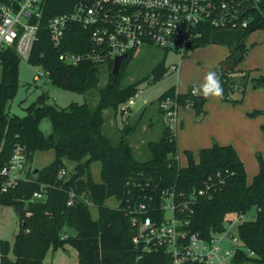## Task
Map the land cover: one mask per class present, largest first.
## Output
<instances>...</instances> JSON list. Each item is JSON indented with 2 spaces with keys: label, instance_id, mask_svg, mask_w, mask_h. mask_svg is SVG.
<instances>
[{
  "label": "trees",
  "instance_id": "16d2710c",
  "mask_svg": "<svg viewBox=\"0 0 264 264\" xmlns=\"http://www.w3.org/2000/svg\"><path fill=\"white\" fill-rule=\"evenodd\" d=\"M73 1L50 0L43 23L51 16L68 12ZM256 30H264L263 16L256 17L244 29L207 28L202 39L191 48L209 44L228 47V56L213 68L222 101L240 103L249 81L254 89L264 90L262 76L250 78L249 71L236 69L248 53L247 37ZM84 35L81 29L73 27L67 33L64 45L79 50V44L73 43H85L87 37ZM57 54L47 31L41 29L29 63L40 68L52 86L78 94L97 89L105 73L107 81L98 89L97 104L91 107L87 103H70L61 108L49 102L46 92H41L24 108L25 115L19 117L9 114L8 106L19 86L17 66L20 59L11 49L0 50V168L8 164L16 146L23 149L28 165L25 179L0 193V205L20 210L19 229L13 243L0 240V264H42L50 249L55 251L64 245L77 251L78 264H172L169 255L162 251L141 252L133 245V228L127 213V207L133 209L143 197L144 201L152 198L157 206L161 192L167 189L176 194L183 193L184 198L190 192L206 189L207 196H199L193 205L188 226L190 232L202 237L222 231L227 217H246L254 213L253 219L237 225L242 246L253 256L248 257L242 252L237 262L264 264V159L257 155L258 172L250 184L246 182L242 161L230 145L214 143L200 149L197 162L193 154L186 151L187 164L182 167L178 160L176 136L163 122L162 102L168 101L170 110H194L198 117L203 113L204 96L191 93L194 87L184 93L175 87L163 92L157 99L161 137L157 141H147L148 157L140 160L127 139L129 132L139 123L135 128L128 125L132 113L127 116L117 143H112L103 131L104 111L110 109L115 113L118 108L120 110L137 94L139 84L145 81L123 83L131 54L122 63L117 76L111 73V60L82 61L69 67L57 60ZM101 67L105 68L104 72ZM165 73L162 61L154 68L153 79L158 80ZM234 75H239V82L235 81ZM235 92L239 98H232ZM146 109L147 106L142 116ZM44 118L51 124L48 136L40 130ZM149 120L148 125L152 127L151 118ZM260 129L264 140V124ZM45 150H52L54 159L34 172V154ZM63 160L76 164L75 173L68 178L58 176L65 167ZM94 161L100 163L99 182H93L89 173V165ZM3 181L5 177H0V184ZM133 183L139 185L133 186ZM36 192H42L44 200L34 199L32 196ZM71 193L74 201L68 206ZM88 199L97 209L96 219L91 217ZM108 199H114L118 205L107 207L104 203ZM151 214L158 219L161 211ZM67 229L73 233L69 234ZM183 264L202 263L187 261Z\"/></svg>",
  "mask_w": 264,
  "mask_h": 264
},
{
  "label": "built area",
  "instance_id": "2783aa9c",
  "mask_svg": "<svg viewBox=\"0 0 264 264\" xmlns=\"http://www.w3.org/2000/svg\"><path fill=\"white\" fill-rule=\"evenodd\" d=\"M49 1L0 0V50L11 49L20 60L29 62L39 32L45 29L58 51L57 60L69 67L82 61L103 59L113 63L115 57L127 55L129 58L142 46L174 52L183 58L202 39L207 28L244 29L256 17H264V0H74L68 12L51 16L43 23ZM73 27L81 29L87 37L85 43H73L79 44V50L64 45ZM169 69L176 70L177 66ZM191 93L196 94L195 88ZM132 98L120 107L122 115L131 113ZM160 107L164 110V124L175 134L180 108L170 110L168 101L162 102ZM27 169L25 153L16 146L8 164L0 168V177H5L0 193L24 180ZM66 174L62 169L58 176L64 178ZM135 185L139 184L133 183ZM199 196H207L206 189L190 192L185 198L183 193L167 189L161 192L157 206L152 198L144 201V197L133 209L128 206L133 245L141 252L162 251L169 255L172 264L187 261L241 264L237 259L242 252L252 257L253 253L242 246L238 236L240 217H227L223 230L211 232L207 237L188 230L193 205ZM32 197L42 199L43 194L36 192ZM73 201L71 193L67 205H73ZM156 211H161L158 219L151 214Z\"/></svg>",
  "mask_w": 264,
  "mask_h": 264
},
{
  "label": "rangeland",
  "instance_id": "374dc122",
  "mask_svg": "<svg viewBox=\"0 0 264 264\" xmlns=\"http://www.w3.org/2000/svg\"><path fill=\"white\" fill-rule=\"evenodd\" d=\"M254 32L256 33L253 36L255 34H261L259 32L262 31L256 30ZM253 46H256V44ZM247 48L249 49V47ZM165 52L156 47L142 46L131 54L124 71L123 83L125 84L137 80H145L139 84V91L132 98L134 106L130 111L133 114L139 107L147 104V109L139 120L138 125L127 135V139L133 147L135 156L140 160L147 159V141H157L161 137L162 126L157 111L158 97L171 87H175L176 90L179 88L186 91L194 87L196 94L204 96L205 102L206 100H211L212 97H217L218 103L225 106L224 110L217 112L222 115L219 130L227 132L228 137L233 139L236 147L241 145L240 140L247 139L246 143L249 145L247 144L246 148H242L241 151L245 153V159L242 160L244 162L243 166L246 175H248L251 181V177L256 172L255 169L258 168L257 155H260L264 159V149L261 151L257 148V145L264 146V140L260 127L258 131H253L254 127L249 128L248 121L257 122L258 120H264V90L254 89L249 81L240 103H230L221 100L220 89L217 90L214 86V84L217 86L219 82L217 83L213 68L228 56L227 53L224 58H221L224 52H229L228 47L225 45L209 44L191 51L188 54L189 56L184 58H181L174 52ZM259 55L264 56V48ZM245 57L236 69L249 71L250 78L259 77L260 75L257 77L252 76L253 73L259 71L262 72L261 76L264 78V69L244 70L239 67ZM162 61L166 73L160 79L154 80V68ZM173 65L177 66L176 70L169 69ZM17 70L19 86L14 98L9 103L8 112L11 115H17L19 117L25 115L24 108L30 105L41 92H46L49 96V102L61 108L66 107L70 103H87L89 106L94 107L98 102V89L102 88L107 81L106 75L103 73L97 89H93L85 94H78L52 86L40 68L34 67L25 60L19 61ZM100 70L104 72L105 68L101 67ZM40 74L41 76H39ZM234 79L236 82H239V75H234ZM239 96L237 92L232 94V98H239ZM205 102L203 104L202 115L197 117L194 110L190 111L192 119H190L185 128L177 130L176 145L179 148H177V151L182 167L187 164L186 151L191 152L194 161L197 162V153L201 149H196L195 139L197 137H200V140L205 142H209L211 139V143H217V139L227 141L224 132H218L217 135L219 138L217 139L213 135H210V139L204 137L206 133L201 125H204L213 113V110L204 107ZM253 112H257V114L254 116L251 115ZM126 117L122 115L119 108L115 113L110 109L104 111L105 121L103 131L112 143H117L122 136V130L126 124ZM149 118H151L152 127L148 125L150 123ZM40 130L45 136L51 133V124L47 118L41 121ZM258 138L259 140H257ZM33 158L32 168L40 169L50 163L53 158V152L52 150L37 151ZM63 164L67 172V178L75 173L74 164L66 162L65 160H63ZM89 166L92 181L99 182L100 163L94 161ZM88 200L91 217L95 219L97 218V209L93 205L92 200ZM104 204L110 208H115L117 205L114 199H108ZM239 217L241 221L251 220L254 217V213L248 214L246 217ZM18 229L19 221L15 216V208L0 205V240H7L12 244ZM66 231L69 234L73 233L71 229H67ZM42 264H78L77 251L69 245H64L63 248H58L55 251L50 249L43 259Z\"/></svg>",
  "mask_w": 264,
  "mask_h": 264
},
{
  "label": "crops",
  "instance_id": "0c3cea01",
  "mask_svg": "<svg viewBox=\"0 0 264 264\" xmlns=\"http://www.w3.org/2000/svg\"><path fill=\"white\" fill-rule=\"evenodd\" d=\"M258 31H262V32H259V33H261V34H255L254 36H253V34L254 33H256V32H253V33H251L248 37H247V39H246V41H245V45L247 46V47H249V50H248V53H247V55H246V57H245V59H244V61L239 65V67L241 68V69H244V70H254V69H264V56H260L259 54L261 53V50L264 48V30H258ZM254 44H256V46H253ZM251 46V47H250ZM196 49H198V48H196ZM196 49H193V50H196ZM193 50H191V51H193ZM190 51V52H191ZM189 52V53H190ZM188 53V54H189ZM227 53L228 52H224L223 54H222V56H221V58L223 57H225L226 55H227ZM186 55L187 57L189 56V55ZM220 58V59H221ZM0 75H1V73H0ZM255 75V76H254ZM261 76L262 75V72H259V71H257V72H255V73H253L252 74V76L253 77H257V76ZM217 83H218V80H217ZM214 86L217 88V90H219L220 89V86H219V83L217 84V86H216V84H214ZM177 91L178 92H180V93H184V92H186V90H183V89H179V88H177ZM210 101H211V103H210ZM204 107H207L209 110L211 109V110H213V113H212V115L209 117V119H207V121H206V123L204 124V125H201L202 127H203V129L205 130V133L206 134H204V137L205 138H208V139H210L209 137H210V135H213L216 139L217 138H219L218 137V135H217V133L218 132H224L225 133V137H226V140L227 141H221L220 139H217V145H220V146H224V145H230L231 147H233V149L236 151V153H237V155L239 156V158L241 159V161L243 160V159H245V153H243L242 151H241V149L242 148H246V145L248 144V143H246L247 142V139H244L243 141L242 140H240L239 142L241 143V145L239 146V147H236L235 145H234V141H233V139L232 138H230V137H228V135H227V132H225V131H220L219 130V127L221 126V119L220 118H222V115H220L219 113H217L219 110H224L225 109V106L224 105H220L219 103H218V100H217V97H212L211 98V100H206V102H205V105H204ZM190 111H192V110H183V109H179L178 110V112H177V123H178V128H177V130L178 129H183V128H185L186 127V125L188 124V122L190 121V119H192V114L190 113ZM132 113V112H131ZM128 116V115H127ZM127 118V117H126ZM262 122H264V120L263 121H261V120H258L257 122H255V121H248V125H250V127L249 128H252V127H254L253 128V131H258L259 130V127H260V125H262ZM259 124V125H258ZM264 124V123H263ZM255 125V126H254ZM177 130H176V132H175V134H176V138H177ZM208 133V134H207ZM262 133V132H261ZM257 137H258V134H257ZM262 137H263V134H262ZM211 140V139H210ZM210 140H209V142H205V141H202V140H200V137H197L196 139H195V144H196V149H199V148H206V147H210L211 145H213L214 143H211L210 142ZM220 140V141H219ZM257 140H259V138L257 139ZM201 142H205V143H201ZM249 145V144H248ZM177 148H178V146H177ZM257 148L258 149H260L261 151H263V149H264V146L262 145V146H258L257 145ZM179 149V148H178ZM200 150V149H199ZM53 152V151H52ZM177 153H178V151H177ZM34 159V158H33ZM54 159V152H53V158H52V160ZM51 160V161H52ZM178 160H179V164H180V162H181V160H180V156H179V153H178ZM34 161V160H33ZM50 161V162H51ZM66 161V160H65ZM66 162H68V161H66ZM243 162V161H242ZM69 163H72V164H74V165H76L75 163H73V162H69ZM32 164H33V162H32ZM49 164V163H48ZM243 164H244V162H243ZM181 165V164H180ZM90 167V166H89ZM99 170H100V166H99ZM256 170V172L253 174V176L251 177L252 179H253V177L256 175V173L258 172V168L257 169H255ZM89 173H90V171H89ZM252 179H251V181H252ZM100 180V179H99ZM251 181L249 180V177H248V175H246V182H247V184H250L251 183ZM117 204V203H116ZM96 219V218H95ZM9 242V241H8Z\"/></svg>",
  "mask_w": 264,
  "mask_h": 264
},
{
  "label": "water",
  "instance_id": "95a60500",
  "mask_svg": "<svg viewBox=\"0 0 264 264\" xmlns=\"http://www.w3.org/2000/svg\"><path fill=\"white\" fill-rule=\"evenodd\" d=\"M128 59L127 55H122V56H117L114 58L113 60V66H112V75L117 76L119 75L120 72V68L121 65L124 61H126ZM147 104L139 107L129 118H128V125L131 128H135V126L137 125V123L139 122L140 118L142 117V114L144 112V109L146 108ZM38 169H35L34 172H36ZM38 200H44V198L42 199H38ZM15 216L17 218V220L19 221L20 219V210L18 208H15Z\"/></svg>",
  "mask_w": 264,
  "mask_h": 264
}]
</instances>
